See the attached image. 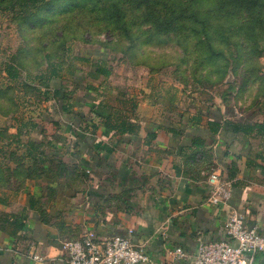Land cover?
I'll use <instances>...</instances> for the list:
<instances>
[{
  "label": "crops",
  "instance_id": "0c3cea01",
  "mask_svg": "<svg viewBox=\"0 0 264 264\" xmlns=\"http://www.w3.org/2000/svg\"><path fill=\"white\" fill-rule=\"evenodd\" d=\"M73 56L86 61L34 82L26 109L21 90L1 96L14 83L0 76V264H65L62 244L87 231L128 237L152 264L181 247L189 258L175 264H190L199 238L226 239L227 208L264 235V130L252 127L264 105L251 118L222 105L179 111L173 96L97 75L103 50ZM215 171L231 184L228 207L207 202Z\"/></svg>",
  "mask_w": 264,
  "mask_h": 264
},
{
  "label": "rangeland",
  "instance_id": "374dc122",
  "mask_svg": "<svg viewBox=\"0 0 264 264\" xmlns=\"http://www.w3.org/2000/svg\"><path fill=\"white\" fill-rule=\"evenodd\" d=\"M21 1L0 0V57L4 60L23 59L34 72L38 66L45 68L46 55L50 61L68 62L86 49H101L108 56L113 82L129 89L147 86L163 98L173 96L179 111L222 105L251 118L264 105V0L252 10L238 0H196L188 6L197 14L186 18L187 31L168 35H159L153 25L144 23L145 11L131 0H119L124 8L120 23L106 22L105 16L98 19L93 14L96 7L81 0H45L52 9L37 6L29 18H22ZM152 5L162 6L163 0ZM147 13L154 21L164 19L168 11L165 15L157 7L156 12ZM122 23L130 27V33L123 32ZM22 93L17 110L27 108L23 103L27 101H20L27 95Z\"/></svg>",
  "mask_w": 264,
  "mask_h": 264
},
{
  "label": "built area",
  "instance_id": "2783aa9c",
  "mask_svg": "<svg viewBox=\"0 0 264 264\" xmlns=\"http://www.w3.org/2000/svg\"><path fill=\"white\" fill-rule=\"evenodd\" d=\"M208 204L228 207L231 184L220 172H212L207 178ZM226 239L204 242L197 240L196 253L190 264H261L264 254V235L244 223V216L227 208L224 223ZM65 264H152L145 247L135 245L128 237H100L94 231L85 232L78 240L62 244ZM189 258L183 248L175 247L167 252L166 264H175ZM34 261L41 259L33 255Z\"/></svg>",
  "mask_w": 264,
  "mask_h": 264
},
{
  "label": "trees",
  "instance_id": "16d2710c",
  "mask_svg": "<svg viewBox=\"0 0 264 264\" xmlns=\"http://www.w3.org/2000/svg\"><path fill=\"white\" fill-rule=\"evenodd\" d=\"M83 2L89 1L91 2V7H96L95 12L93 13L97 16L98 19H102L103 16H105L104 20L107 22H118L120 23L123 19L122 14L124 13L123 7V1L119 0H112L109 5L102 4L101 0H81ZM133 1L137 8L140 10L145 11L144 17L145 20L144 23L148 25H153L154 32H157L159 35H168L172 33H179V32H185L187 31V27H185L184 22L188 21L186 18L189 14L191 19L195 18V15L197 14L195 10L188 9V6L192 3L194 4L196 0H178V2H174V0H163L162 6H153L152 1L155 0H131ZM205 2H210L211 0H203ZM228 3H232L235 0H227ZM239 4L248 8L249 10H252V6L258 4L259 0H238ZM167 2H171L167 5ZM187 4V7H186ZM122 5V7H121ZM19 6V12L21 13L22 18H29L31 16V13L33 9H35L37 6L42 7V9H52L51 3H47L45 0H22L20 3H18ZM82 7V6H80ZM160 7L164 14L166 15V11H168L167 16L159 20L149 19L150 16L147 13L149 10L152 12H156V8ZM202 8L201 6H199ZM202 10V9H201ZM202 12V11H201ZM164 15V16H165ZM105 23V22H104ZM120 28H122L123 32L130 33V27L124 26V23L120 25ZM136 37V36H135ZM134 47V46H133ZM68 50V49H67ZM26 55H30V53H26ZM45 68L42 66H38L37 69L33 72L31 69H29L25 65V61L23 59H18L17 57L11 58L10 60H2L0 61V76L4 74L5 77L11 80V82L14 83V87L7 88L1 96H4L8 93H12L14 91L21 90L25 94L28 93H34L37 92L38 88L34 85V82H40L41 84L48 83L52 79H61V73L66 68L69 70L71 69V62H76V60L80 61H86L83 57H77L72 56L69 61L66 63L63 60H54L50 61L48 56H45ZM32 60V59H31ZM33 61V60H32ZM108 59L107 60H101L99 64L96 67L95 73L97 75L103 76L104 78H108L111 74L110 67L108 65ZM36 72V73H35ZM70 73V72H69ZM31 83H28V82ZM9 90V92H8ZM7 91V92H6ZM50 93L49 89H46L44 91V94ZM47 95V94H46ZM57 95V92H53V96L55 97ZM211 127L212 132H216V129L220 128L219 125L211 123L209 125ZM229 126L234 129V132H241V131H249V128H245L240 125H234L229 122L224 124V127ZM252 127H256L259 130H264V124L259 125H253ZM251 127V129H253Z\"/></svg>",
  "mask_w": 264,
  "mask_h": 264
}]
</instances>
